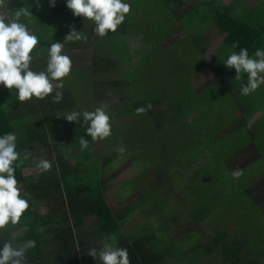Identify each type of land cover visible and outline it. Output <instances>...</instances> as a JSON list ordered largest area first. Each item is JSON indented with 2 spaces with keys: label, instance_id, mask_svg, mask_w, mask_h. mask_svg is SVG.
<instances>
[{
  "label": "trees",
  "instance_id": "16d2710c",
  "mask_svg": "<svg viewBox=\"0 0 264 264\" xmlns=\"http://www.w3.org/2000/svg\"><path fill=\"white\" fill-rule=\"evenodd\" d=\"M145 1L146 3L139 4L136 0H133V2H131V0H124V2L129 3L130 10L123 24L118 26L115 32H110L100 37L94 35V32L91 31L94 29V23L91 20H84L82 17H74L71 11L66 8L63 0L60 4H57L58 6L55 5V7H52L51 26L53 23L54 27L52 35L59 41L63 40V46L69 45L67 48L68 50L78 48L79 43H83L84 41L92 53L97 55L98 60L96 62V68L87 67L90 70L89 81L91 85L94 86V90H97L95 89V76L98 71L96 69L102 66L101 63H103V61H109L107 65L108 69L104 71L123 74L125 77L120 84L115 85L118 86V89L113 90L115 94H119V101L117 103H111L107 107L110 121L112 122L110 123L111 127H115L116 120H118L119 117L124 120L125 113L117 110L120 101L129 106L130 109L133 107L132 111L134 106H136L135 111L138 108H144L147 111L152 109L154 111L156 103L158 101H164L167 110L163 112V114H160V129L162 130L165 127L164 133L161 134H163L164 139H167V137H165L167 135H174V138L178 140L175 143L172 142V145H163L162 149L166 151V149L171 150L172 148L171 156L176 168L174 176L177 180L181 181L183 179L186 184H188L187 181L189 180L192 185L197 187L199 186L197 182L199 171H196L199 170V166L197 163L201 161L198 162L194 158L200 153L201 149L195 148L196 146L191 145V142L197 143L199 138L197 139V137H191L185 134L184 130L186 129L194 132L195 129H199L203 126L207 127V116L210 107L208 106L209 90H205L198 94L192 88L190 79H194L202 72V69L199 68H195L196 73H194V76L191 74L192 70L186 74L185 78L183 74L184 82L182 86H178L177 84V86H174L175 82L178 81L175 76L176 69L181 68L179 67V65H181L183 73L186 67L190 70L193 65V62L191 64L187 62L193 59V56H190V52L196 51L197 54H195V56H203L204 50L200 48V45L205 41V36H208L214 31V25L225 37L222 45L223 48H231L235 52H239L240 48H245L248 50L249 56H252L257 48H264V27L261 25L257 27L255 24H252V19L256 20V13L250 15L251 22L247 24L242 19L243 15H238L239 13L236 12L235 6H237V3L228 6L225 4L224 0H185L186 3L190 5V8L185 12L177 11L179 12V17H176L173 7L175 5L178 6L179 2L182 0H155L150 4L148 0ZM1 2L2 0H0V4ZM24 2L27 3L28 1L26 2L24 0ZM17 5L19 7V0ZM148 5H150L151 8L145 9ZM160 5H165L169 7V9L171 8V14L165 17L152 13L153 9ZM141 9H143L142 11L145 14L136 22H133V13ZM15 11V7L9 10V20L14 17ZM149 14H151V17L154 19L163 22L162 25L157 23V26L161 28V32L163 26L166 27V34H164L160 44L156 45V47L155 42L158 38L155 37V29L149 34L147 26L143 32L137 27V24L149 17ZM161 17L165 18L161 20ZM246 17L247 16L244 15L243 18ZM23 19L26 18L24 17ZM9 20L4 21L7 22ZM76 27H80L78 31L80 38L65 40V37L70 31L76 29ZM178 32H184L185 36L189 38L193 36V44L191 42L193 50L188 51L189 53L187 54L184 53L183 62L179 65L175 62L174 56H172L171 53H168L170 55L169 58L163 55L164 57H162L161 61L158 60L153 54L156 52L163 54V49L165 48L162 46L163 42L173 37V35ZM116 34H118L121 39H123V36L127 35V40L130 38L131 41H133V37L141 36L142 40L145 41L150 48L144 45L138 51L135 50L132 53L131 51L134 49L131 43H128L125 39L122 41L124 46L121 51H123V54L113 53L111 55L108 51L111 44L106 45L105 49H103V46L100 48L97 44L101 39L105 41L111 40ZM151 46L154 47V50L151 49ZM62 53L64 52L62 51ZM149 54H151V56ZM144 57H146V59H144ZM43 59L44 57H35L32 55V61L30 62L31 70L37 71L34 69V66L43 63ZM133 66H137V69L132 73L131 70H133ZM207 66H209V64L205 62L204 69ZM141 67L143 72H141ZM148 69L150 72H148ZM65 81H68V78L64 80V82ZM187 83L190 84L187 85ZM60 91L62 92V99L58 103L53 102L51 99V96L55 94V90L42 100L33 98L30 101L18 102L15 100V90L11 92L1 85L0 135L6 132L15 134L16 151L19 154L17 161L19 167L14 175L18 182L17 187L22 186L24 188L25 192L21 193V196L28 201L29 207L22 214L18 223L16 225H11L12 227H19L21 229L25 226L28 227L21 230L16 237L13 236L12 229L1 232L0 243H2L3 240H9L12 242L13 246H19L27 240H33L35 242V247L26 250L25 264H42L43 260H45L44 248L42 246H44V242L47 240L43 236V233L39 232V228L40 224L45 222V230L43 232L47 235L53 232L55 236H58L57 240H59L60 245L58 249L53 250V254L61 255L62 264H100L101 262L99 259L96 258L95 260L87 255L91 248H95L97 251L100 250L96 243L82 244L79 234L75 235L73 228L70 227L69 220L72 219L74 224L78 226V224L81 223V219L84 217L96 216L98 227L97 233L95 234L97 236L96 238L105 240L109 235L114 236L115 234H119L117 231L120 228L119 222L122 218L113 217L111 209L104 200L102 188H99L98 193H95L94 190L89 187V184L72 182V178H75L79 173L78 171L82 166V161L81 159L75 160L73 158L69 160L63 152H66V150L71 147H79L78 139L80 137L88 141L91 152L101 140L93 142L91 137L86 135L85 130L87 125L82 126L81 122H68L63 118V109L66 106L69 107L71 98L64 84ZM152 102L153 104H151ZM27 103H31L32 105H28ZM39 109L43 115L39 113L36 121L23 124V114L26 111L35 113ZM191 117H193L192 120H189ZM154 122L152 126L155 129L159 128V122L156 121V118ZM141 123L143 122L141 121ZM22 128L27 131L26 137H22ZM48 134H50L49 137ZM106 139L108 140V138ZM144 139H147V137ZM49 140L51 145L53 144L52 149L55 152V155H53V151H51V167L47 171H42L38 178L26 177L24 175L25 169L32 166L35 161L33 159L35 156H31L29 153L38 148L37 144L48 145ZM182 140H185V143ZM157 145V143L154 144V148H157ZM182 145H184L186 150L189 149L188 153H184L181 149ZM174 146H176V148ZM151 147H153V145ZM203 150L202 160L205 159V151ZM182 157H184V159ZM163 159L164 158L158 159L159 172L155 173L157 176L160 175V172L165 176L168 175L166 170L169 169H167V164ZM46 160L49 161V158ZM72 160L74 161L72 162ZM136 184L138 185V183ZM159 184L157 186L156 184L154 185L151 196L142 194V201L148 204V201H150L149 198L153 196L152 198L154 201L151 202L156 203L155 200L159 196ZM191 184H188L189 186L186 187L187 191L185 189V195L195 190L193 189L195 186ZM139 186L140 189H143V186ZM144 190L145 189H143V192ZM147 191L148 189L145 190L146 193ZM51 199L55 200L56 203L60 202L59 204L61 205L66 203L69 208V214H61L60 221L57 224L59 227H56L57 225H51V215L41 216L37 209L31 207L32 201L33 203H39L50 201ZM216 203V196H214V202L212 200L207 201L203 207L198 203V207L195 209L196 213H194L195 218L200 222L210 218L216 220V228L215 231L214 228L212 229V236L210 239L203 241L206 235L201 233L197 239L189 237L190 239L188 240L184 239L181 242H172L173 238L170 237L169 234L165 237L163 233L154 231V226H151V228L146 227L143 232L137 233V235H135L136 237L132 236L131 240H124V238H121L120 241H118L120 248L127 250L129 264H164V258L167 255L172 256V252L177 253L179 259L184 260V262L186 260L187 264H202L205 262L206 258L217 252H220L223 259L227 260V264H264L263 245L261 247V245L254 244L250 249H243V246L247 244L242 243L240 239L233 238V235H229L225 232L224 226L226 224V218L221 217V214L225 211L220 213L219 209L214 210ZM214 215L216 217H214ZM9 227L10 225L6 226L4 230H7ZM158 234L162 236V241L166 243L167 247L161 248L159 243H152ZM92 236L94 235L83 237L88 239ZM76 241L78 245L81 246V249H77L75 246ZM49 242L51 248V238ZM80 251L82 253L81 255ZM49 252L51 254V249H49Z\"/></svg>",
  "mask_w": 264,
  "mask_h": 264
},
{
  "label": "rangeland",
  "instance_id": "374dc122",
  "mask_svg": "<svg viewBox=\"0 0 264 264\" xmlns=\"http://www.w3.org/2000/svg\"><path fill=\"white\" fill-rule=\"evenodd\" d=\"M25 1L28 2L25 3L24 0H19V7L17 6L16 11L24 9V12L20 16V18H26L22 20L24 21L23 23L28 26V30L31 29L30 33L36 35L38 38V44L34 48L33 52L35 54L39 53L41 55H44L41 57H44L43 63L46 64L47 46L51 42L63 43V40L59 41L52 35L54 29L53 23L51 26L52 7L49 6L48 0ZM62 1L63 0H56L55 5L60 4ZM136 1L139 4L146 3L145 0ZM154 1L155 0H148V3L150 4ZM131 2H133V0H131ZM243 2L244 0H240L239 4H237V6L235 7L236 12L239 13L238 15L243 14V11L239 9ZM149 8H151L150 5L145 7V9ZM189 8L190 5H188L185 0H182L181 2H179L178 6L175 5L173 7V11L175 12L176 17H179V12L177 11L185 12ZM170 9L165 5H160L154 8L152 13L167 17V15L171 14ZM142 10L143 9L133 13V22H136L138 19L142 18V16L145 14ZM148 16L149 17H147L145 20L143 19L139 24H137V27L143 32L145 31L147 26L149 34L153 29H155V37L158 38L155 42L156 47V45L160 44L161 38L164 37V34H166V27L163 26L161 32V28L157 26V23L159 25H162L163 22L154 19L153 17H151V14H149ZM5 17H7V14L0 15L1 20H3ZM165 17H161V20H163ZM74 30L79 31L80 27H76V29ZM91 31L94 32L93 30ZM94 35H96L95 32ZM127 38L128 36L126 35L123 36V39H121L118 34H116L114 37H112V41H105L104 39H101L97 44L100 48H102L103 46V49H105L106 45L111 44V46L108 48V51L111 55L113 53L123 54V51H121L122 47L124 46L122 44V41L125 39L127 40ZM205 38V41H203V43H201L200 45V48L204 50L203 56H195V54H197L196 51L190 52V56H193V59H190L187 62L190 64L193 62V65L190 70L186 67L184 73L182 66L179 64H182L183 62L184 53L187 54L189 53L188 51L193 50L191 45L193 36L189 38L185 36L184 32H178L173 35V37L163 42L162 46L165 47L163 49V54H159V52L153 54L160 61L164 56L169 58L170 55L168 53H171V55L174 56L175 62L179 65V67H181L176 69L175 76L178 81L175 82L174 86L183 85V74L185 78L186 74H188L192 70L191 74L194 76V73H196L195 68L202 69V72L200 71L201 73L198 76H196L194 79H190V83H193V85H195V88H197L198 92L204 90L203 85L206 82H208L209 80H214V69L212 67L214 66V33L212 32L208 36H205ZM132 40L133 41H131L130 38L127 40L128 43H131L132 48L134 49L133 51H131L132 53L135 50L138 51L144 45L145 47L150 48V46H147V43L142 40L141 36L133 37ZM68 46L69 45L63 46L62 49L64 53L62 54L67 55L72 63L69 75L64 78V80L68 78V81L64 82L63 80V84L64 86H66L67 90L70 93L71 101L69 107H64L63 116L65 115V113L71 111H94L101 105H103L106 112H108V105L111 103H117L120 99L119 94H115V92L113 91L118 89V86L115 85L120 84V82L123 81L125 77L123 76V74L104 71L108 69L107 65L109 64V61H103V63H101L102 66L96 69L98 70L95 76V89L97 90H94V86H92L91 82L89 81L90 70L87 67L96 68V62L98 60L97 55L92 53V51L87 47L84 41L83 43H79L78 48L72 50H68ZM151 49L154 50V47L151 46ZM149 55L151 56V54ZM144 59H146V57H144ZM204 61L209 64V66H207L205 69ZM42 65V69L38 71H42L46 68L44 64ZM135 69H137V66H133V70H131V72H135ZM141 72H143V69ZM148 72H150L149 69ZM190 83H187V85ZM253 93L258 98L259 96H261V93L258 91H254ZM257 93H259V95ZM208 94V106H210L209 108H211L213 110V113H215L217 110V106L214 109V89ZM222 101H224V105L227 106V108L232 104L230 98L228 100L224 99ZM119 103L120 104L117 110L123 111L125 113L124 120L120 119V117L118 118V120H116L115 127H111V134L109 137H107L108 140L106 138L104 140H101L96 145V147L92 149V152L90 151L89 145L83 151H81L79 146L77 148L71 147L67 149V153L63 152L66 155V158L68 157L69 160L73 158L75 160L81 159L82 161V166L78 171V175L75 178H72L73 183L79 182L89 184V187L94 190L95 193H98V189L102 188L104 198L106 199L109 206H111V208L114 210V213H116L117 211L120 213L122 212L121 214H123L125 210H128V208H134V211L132 210L133 214L129 213L128 216H125L123 221L121 222V232L118 234L120 236L119 240L121 238H124V240H131L132 236L134 237L135 235H137V233L143 232V226L149 228H151V226H154V231H160L165 237L169 234V236L173 238L172 242H181L184 239L188 240L190 239L189 237L197 239L201 233H203V235H206L205 239L203 238V241H207L211 238V231L217 224V222L216 220H214V218H210L202 222L198 221L195 218L194 214L196 213L195 209H197L198 203L203 207V205L207 201L212 200L214 202V196H216L218 204H220V206H223L226 204V199H229L228 196L230 193L232 195H234V193H240L235 197V199L238 200L237 203H239L240 206L249 204V201H247V199H244L243 202L241 182L247 179L250 175H253L254 170H239V176L233 177V172H229V170H227L224 165H219L221 163L220 161L217 165L214 164V159L206 163L202 162V150L204 147L201 144H196L195 148H199L201 149V151L194 158L198 162L201 161L200 163H197V165L199 166V170H196L199 171L197 178L199 186L196 187L195 185H192L188 180V184L195 186L193 188L195 190L190 192V194L185 195V192L187 191L186 187L189 185L186 184L183 179L179 181L174 176L176 173V168L174 165V160L171 156L172 148L171 150L166 149V151L165 149H162L163 145H172V142L175 143L178 140L174 138V135H167L165 136L167 137V139H164L163 134H161L164 133L165 127L162 130L160 129V114H163V112L167 110V108H165L164 101H158L157 103L154 102L156 103V108H154L156 115L152 109H149L148 111L145 110L144 112L137 114L135 111L136 106H134V109L132 111L133 107H131L130 109V107L125 103H121V101ZM151 104H153V102ZM231 111H234V108ZM220 112L222 111L220 110ZM193 117H191L189 120H192ZM155 118L156 121L159 122V128L157 129L152 126L155 123ZM33 121L36 120L29 117H24L22 119L23 124H27L28 122ZM141 121L143 123H141ZM110 123L112 122L110 121ZM146 137L147 139H144ZM211 140L213 141V145L208 147V151L209 153H214V138ZM156 143L158 144L157 148H154V144ZM39 145L41 144H37L38 148L28 153L31 154V156H35L33 157L35 161L41 159L46 160L47 158H49V162H51V151H53V144L51 145V142L49 140L48 145ZM152 145L153 147H151ZM224 146L226 147V144H224ZM174 147L176 148V146ZM216 147H220L221 151L224 149L223 145H220L218 143ZM120 148L124 149L123 153L118 151V149ZM54 153L55 152L53 151V155H55ZM161 158H164L163 161L167 164V169L169 170H166V172H168L169 176H165L161 172L160 175H155V173L159 172L158 159ZM182 158L184 159V157ZM73 161L74 160H72V162ZM40 173H42V171L37 167V165H35V167L25 169L24 171V175L26 177L38 178L40 177ZM135 181L136 183H138V185L135 183ZM159 181L161 187H159L158 193L164 196V203L159 201L158 198L155 200L156 203L151 202L154 201L152 198L153 196L149 198L150 201H148V204L144 205L143 203L142 205V203H139L142 194L151 196V191L154 189V185L156 184L157 186L159 184ZM139 185L143 186V189L145 190L148 189L147 193L145 192V190L143 192V189H140ZM18 188L20 189V193L25 192L22 186H18ZM52 204L53 200L41 202L38 208L39 215H48L47 213H50L51 207H53ZM134 204L136 205L134 206ZM36 206L32 201L31 207L34 208ZM249 211V214L252 218L250 219V222H252V225H258V220H260V218L262 217H259L258 212H252L254 211L253 209H250ZM225 215L226 212L222 213L221 217L225 218ZM59 219V216L58 218H52L51 225H55L57 221H59ZM44 223L45 222H42L39 228V232L43 233V236L47 240L46 242H44V246H42L44 248L45 254V260H43L42 264H52V257L49 252V249H51L49 242L51 233L50 235H47L43 232L45 230ZM69 224L76 234H79L80 228L81 231H91L98 228L96 216L84 219V223H79L78 226L74 224V221L72 219H70ZM26 227L28 226H25L21 229L19 227H12L10 225L7 230H0V234L1 232L12 229V234L14 237H16L18 233L21 230L26 229ZM159 239L162 240V236L160 234H158V236L154 238L152 243H159V246L161 248H164L165 246L159 242ZM172 254V256L167 255L166 259H164L165 264H187L186 260L184 262V260L179 259L177 253L172 252ZM227 263V260L223 259V257L220 255V252H217L216 254H213L212 256L206 258L205 262L202 264Z\"/></svg>",
  "mask_w": 264,
  "mask_h": 264
},
{
  "label": "clouds",
  "instance_id": "9594fccd",
  "mask_svg": "<svg viewBox=\"0 0 264 264\" xmlns=\"http://www.w3.org/2000/svg\"><path fill=\"white\" fill-rule=\"evenodd\" d=\"M65 6L74 17H82L94 23L96 35L103 37L107 33L115 32L122 25L129 13L130 5L124 0H64ZM50 7H54L56 0H48ZM24 9L15 12L14 17L5 22L0 20V85L15 90V100L18 102L30 101L33 98L44 99L51 96L53 102L62 99L63 78L71 70L70 58L62 54L63 43L51 42L47 46L46 68L42 71H33L30 68L32 55L38 44L36 35L31 34L26 25L19 18ZM79 32L72 30L65 40L79 39ZM235 47V45H234ZM223 64L228 69H235V79L239 80L246 74L247 83L241 85L240 94L247 96L264 84V48H257L252 56L248 50L240 48L239 52H230ZM59 81V82H57ZM137 114L145 111L136 109ZM63 118L68 122H81L87 125L86 135L92 141L104 140L111 134L110 116L101 105L94 111H71ZM81 151L88 147V141L83 137L78 139ZM123 153L124 149H118ZM19 154L16 151V137L12 132L0 135V230L8 225H16L22 214L29 207L28 201L21 196L17 187L14 173L19 167ZM37 167L47 171L51 167L48 160L41 159ZM233 177L239 176L234 171ZM35 247L33 240H27L19 246H13L9 240L0 243V264H25L27 249ZM89 256L101 264H129L128 253L124 248L115 246V236L109 235L103 247L97 251L91 248Z\"/></svg>",
  "mask_w": 264,
  "mask_h": 264
},
{
  "label": "crops",
  "instance_id": "0c3cea01",
  "mask_svg": "<svg viewBox=\"0 0 264 264\" xmlns=\"http://www.w3.org/2000/svg\"><path fill=\"white\" fill-rule=\"evenodd\" d=\"M239 1L240 0H224L225 4L228 6L234 5L236 3L239 4ZM17 4L18 0H2L0 4V15L7 14V17H5L3 20L10 19L9 10L13 9L14 7L17 8ZM239 9L243 11L242 19L247 24H250L251 22L250 15L256 13V20L252 19V24H255L257 27H259L260 25L264 27V0H244ZM244 15L247 17L243 18ZM23 18L24 17L19 18L20 22L22 23L24 22L22 21L24 20ZM26 27L28 26L26 25ZM28 31L31 32V29H29ZM213 33L214 66H211L214 69V80H209L208 82H206L203 85L204 90L201 92L197 91V88H195V85H193V83L192 88L198 94L204 92L205 90H209V92H211L214 89V109L217 106V110L215 113H213V110L209 108V114L207 116V127L203 126L199 129H195L194 132L185 129L184 132L191 137H197V139H200L197 143L191 142V145L196 146V144H201L204 147L203 151H205V159L202 160L203 162H209V159L211 158L210 161L214 159V164L217 165L220 161L221 163L219 165H224L225 168L231 173L239 170H254L253 175H250L247 179L241 182L243 202L244 199H247V201H249V204L240 206L239 203H237L238 200L235 199V197L240 193H234V195L230 193L228 196L229 199H226V204L220 206V204H218L217 202L215 204L214 210L219 209L220 213H222V211L226 212V224L224 226L225 232L229 235H233V238H236L238 240L240 239L242 243L247 244L243 246V249H250V247L254 244L261 245V247L263 245L264 248V84H261L255 90V92L258 91L261 93V96H259V98L255 96L253 92L247 96L241 95V85L247 83V76L245 74L241 77V79L236 80L235 69H228L224 66L223 61L227 58V55L234 50L231 48H223L222 45L225 37L221 34L220 30L215 25ZM30 55H33L35 57L44 56L39 53L35 54L34 52H32ZM42 64L46 66L45 63H40L39 65H35L34 69L37 71L41 70L43 67ZM257 94L259 95V93ZM229 98L230 101H232V104L227 108V106L224 105V101L222 100H228ZM27 104L32 105L31 103ZM233 108L234 111H231ZM220 110L222 112H220ZM39 113H41L40 109L35 113L26 111L23 116L37 120ZM25 130L26 129L24 128L21 129V131L23 132L22 137H26L27 135V131ZM49 136L50 134H48V137ZM213 138L214 153H209L208 147L213 145V141L211 140ZM182 141L185 143V140ZM217 143L223 145L224 149L222 151L220 147H216ZM224 144H226V147L224 146ZM182 150L184 151V153H188L189 151V149L186 150L184 148V145H182ZM39 161L40 160L34 161V164L28 168L35 167V165H37ZM159 187H161V184ZM104 200L106 201L105 198ZM158 200L164 203V196H162V194H159ZM139 201L138 202L142 203V205L143 203L144 205L147 204L146 202L142 201V196ZM59 203L60 202L56 203V201L53 200L54 205L52 204L53 207H51V212L47 213L48 215H51V218H58V216L59 218H61V214H69L68 205L66 203L62 205ZM34 204L35 206H38L34 207L33 209L38 210L41 202ZM136 204H134V206ZM107 205L111 209L113 217L122 218V220L119 222L120 227L124 217L128 216L129 213H132L134 211V208L130 207L128 208V210H125L123 214H121L122 212L120 213L117 211L116 213H114V210L111 208V206H109L108 203ZM250 209L254 210L252 212H258L259 217H262L260 218V220H258V225H252V222H250V219H252L251 215L249 214ZM90 217L95 216L84 217L83 219H81V224L84 223V219H88ZM214 217L216 216L214 215ZM59 221H57L55 225H57ZM56 227L59 226L57 225ZM143 228L145 229L146 226H143ZM215 228L216 225L214 226V231ZM117 232L120 233L121 228H119ZM96 233L97 228L91 231H81L80 228L79 236L82 244H90L95 242L98 248L101 249L106 239H97V236L95 235ZM74 234L76 235V233ZM89 235L94 236L88 239L84 238L85 236L88 237ZM114 236L115 246L120 247V244L118 242L120 241V236L118 234H115ZM57 237L58 236H55V233H51L52 264H62L61 255L59 256L53 254V250L58 249L60 245ZM159 242L167 247L166 243H164L162 240H160ZM75 246L77 247V249H81V246L78 245L77 241L75 243ZM81 254L82 253L80 251V255ZM166 257L164 259H166ZM97 259L99 258L97 257Z\"/></svg>",
  "mask_w": 264,
  "mask_h": 264
}]
</instances>
